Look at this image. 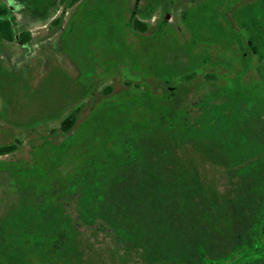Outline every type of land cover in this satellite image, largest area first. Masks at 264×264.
<instances>
[{
    "label": "rangeland",
    "instance_id": "374dc122",
    "mask_svg": "<svg viewBox=\"0 0 264 264\" xmlns=\"http://www.w3.org/2000/svg\"><path fill=\"white\" fill-rule=\"evenodd\" d=\"M1 1L0 264H264V0Z\"/></svg>",
    "mask_w": 264,
    "mask_h": 264
},
{
    "label": "trees",
    "instance_id": "16d2710c",
    "mask_svg": "<svg viewBox=\"0 0 264 264\" xmlns=\"http://www.w3.org/2000/svg\"><path fill=\"white\" fill-rule=\"evenodd\" d=\"M65 2V0H63ZM77 0H71L68 5H72ZM61 18L54 21L55 25L60 23ZM132 28L141 33L146 32L147 26L137 18L132 20ZM31 35L27 31L18 32L17 23L13 15L12 8L0 0V42L12 43L18 41L22 46L29 45ZM108 91V90H107ZM78 110L68 114L61 122L60 131L63 133L70 132L75 126L78 119ZM18 149V144L0 145V156L14 153ZM120 252L121 249L117 247Z\"/></svg>",
    "mask_w": 264,
    "mask_h": 264
}]
</instances>
